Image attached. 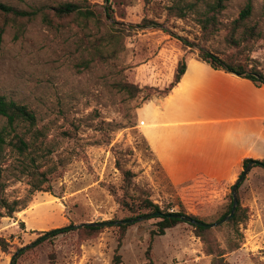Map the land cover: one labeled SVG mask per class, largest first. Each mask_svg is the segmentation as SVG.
Here are the masks:
<instances>
[{
	"label": "rangeland",
	"instance_id": "obj_1",
	"mask_svg": "<svg viewBox=\"0 0 264 264\" xmlns=\"http://www.w3.org/2000/svg\"><path fill=\"white\" fill-rule=\"evenodd\" d=\"M0 1L43 12L74 2L102 13L100 22L87 23L70 17L58 20L50 13V24L39 13L17 37L9 26L0 38V94L35 112L51 148L35 163V171L43 176L26 173L27 161L15 151L4 152L0 237L10 246L0 248V264H12L19 248L24 250L14 264H112L121 234L117 224L104 225L90 237L69 231L40 238L69 224L130 217L118 202L122 197L129 202L148 197L164 210L182 208L205 222L218 220L243 168L230 181L195 177L172 183L140 132L136 108L161 94L178 55L189 52L197 58L198 50H189L177 37L219 55L243 58L264 73V0H250L249 24L258 28L259 37L236 46L227 37L247 0H226L217 26L206 31L195 14L176 15L172 6L178 0ZM112 32L120 35L116 45L107 42ZM122 82L136 84L139 92L132 96L121 90ZM3 123L0 118V127ZM126 170L131 172L129 180ZM35 183L42 190H35ZM238 190L247 221L233 228L224 222L210 228L211 236L223 249L226 264H264V170L251 168ZM15 200L17 210L6 215L4 201ZM158 220L134 219L125 228L119 248L123 264H212L190 223L181 221L163 234H152ZM230 241L238 247L230 249Z\"/></svg>",
	"mask_w": 264,
	"mask_h": 264
},
{
	"label": "crops",
	"instance_id": "obj_2",
	"mask_svg": "<svg viewBox=\"0 0 264 264\" xmlns=\"http://www.w3.org/2000/svg\"><path fill=\"white\" fill-rule=\"evenodd\" d=\"M140 132L174 184L230 181L244 158L264 161V84L189 57L164 95L136 108Z\"/></svg>",
	"mask_w": 264,
	"mask_h": 264
},
{
	"label": "trees",
	"instance_id": "obj_3",
	"mask_svg": "<svg viewBox=\"0 0 264 264\" xmlns=\"http://www.w3.org/2000/svg\"><path fill=\"white\" fill-rule=\"evenodd\" d=\"M226 0H178V4L175 3L174 7L177 11L178 16L184 17L186 13L190 12L197 16V22L203 29V31L210 30L212 27H216L218 23L217 15L225 7ZM50 12H43L42 8L25 10L19 9L7 3L0 1V38L6 29L9 26H12L15 30L14 37L20 35L23 30L26 22L35 18L39 13L41 14L42 21L47 24L52 22V16L58 20L65 18H72L74 21L87 23L89 20L94 22H100L102 13L96 9L90 8L89 6H81L74 2H62L54 6L49 7ZM252 14V4L250 0H247L244 6L241 8L238 16L233 20L231 27L229 29V35L227 37V42L230 45H238L240 41L253 39L259 37L260 33L258 28L255 25L249 24V18ZM110 14H107L109 18ZM149 23V22H148ZM153 23V22H150ZM237 34L239 36H237ZM119 34L114 32L110 33L108 36V41L110 45H116L119 43ZM178 41L184 44L189 50L197 49L198 54L197 58L201 61L206 62L211 67L215 69H223L225 71L234 73L238 76L248 78L259 84H264V73L262 70L257 68V66L248 63L245 59L239 58L234 55L225 54L219 55L213 53L212 51L193 44L192 42L177 37ZM115 48H112L111 52H114ZM189 52H184L181 55H178L175 59V62L172 67L171 80L167 86L163 89L160 95L166 94L180 79L182 74L186 69L187 60L191 57ZM101 55V54H100ZM121 90L129 92L132 96L139 92V88L136 84L131 82H122L118 84ZM0 118H3L4 123L0 127V162L4 152L7 149L15 151L18 155L23 157L25 165V172L33 175L35 172V163L39 158H43L51 152V148L45 139V132L42 127L38 125V119L35 112L26 104L19 103L12 99H8L4 95L0 94ZM251 162V168L259 167L264 170V161L256 160L252 158H244L242 161V168H245L248 163ZM38 175L43 176V172H37ZM242 171H239V176ZM125 178L129 180L131 172L126 170L124 172ZM207 179L210 182H216L214 179H208L203 175H198L195 178V181ZM194 181V179H193ZM233 186V185H232ZM231 186V191H232ZM239 186L236 188V194L238 198V204L234 210L233 215L229 218L225 224L228 226L236 227L240 224H243L247 221V208L243 207L239 201ZM39 183L33 184L35 190H42ZM3 189V183L0 182V191ZM120 206L127 210L131 216L120 219L122 223H118L116 226L121 229V234L118 239L117 247L114 251L112 264H123L122 256L119 253V248L122 244V237L124 235L125 228L131 224V222L143 215H148V217H156L159 220L157 221V230L156 232H151L152 234H163L167 228L173 227L182 220L174 217L176 214H186L182 208L170 211L169 209L164 210L157 203H154L148 197L143 198L140 202H129L124 197L118 200ZM17 201H13L11 204L4 201L3 206L6 208V215H12L14 211L17 210ZM175 205L172 204L171 207ZM232 208V192L229 195V201L226 205V208L223 213L219 216L223 218L230 213ZM5 215V214H3ZM192 218L205 222L203 219L197 217L193 214H187ZM2 216V215H1ZM131 220V221H129ZM94 224H87L83 226H76L69 224L60 228H54L48 230L44 233L43 239L48 236H55L60 233H66L69 231H77L78 234L83 237H90L99 233L105 226L98 225V222H93ZM194 233L198 236L204 243L205 252L208 255L212 256V264H226L223 261L224 251L216 243L215 238L211 236V231L209 227L200 226L196 224H191ZM39 239V240H40ZM238 242L230 241L229 248L234 249L238 247ZM10 244L0 237V248L4 251L8 250ZM24 248H19L18 253H21ZM149 250V247H148ZM148 259L149 256H148ZM15 258H12L11 263L14 264Z\"/></svg>",
	"mask_w": 264,
	"mask_h": 264
},
{
	"label": "water",
	"instance_id": "obj_4",
	"mask_svg": "<svg viewBox=\"0 0 264 264\" xmlns=\"http://www.w3.org/2000/svg\"><path fill=\"white\" fill-rule=\"evenodd\" d=\"M251 169V162L247 164V166L245 168H243L241 175L239 176V178L236 180V182L233 184L232 186V208L229 214H227L226 216H224L223 218H220L214 222L208 223V222H202L199 220H196L194 218H192L191 216L187 215V214H176L173 215L176 218L181 219L184 222L190 223V224H196V225H200V226H205V227H215L218 226L224 222H226L229 218H231V216L234 213V210L236 208V205L238 204V198H237V194H236V188L237 186L242 182V180L245 178V176L247 175V173L249 172V170ZM148 217V215H143L141 217L136 218V220H140V219H144ZM131 221V220H129ZM123 221H104V222H98V225H111V224H118V223H122ZM87 224H94L93 222H87V223H81L79 225L76 226H83V225H87ZM19 251H17L13 256L15 257L18 254Z\"/></svg>",
	"mask_w": 264,
	"mask_h": 264
}]
</instances>
